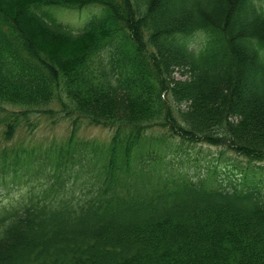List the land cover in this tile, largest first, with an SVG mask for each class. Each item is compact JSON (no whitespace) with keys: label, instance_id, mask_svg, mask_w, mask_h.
<instances>
[{"label":"trees","instance_id":"trees-1","mask_svg":"<svg viewBox=\"0 0 264 264\" xmlns=\"http://www.w3.org/2000/svg\"><path fill=\"white\" fill-rule=\"evenodd\" d=\"M56 105L64 144L0 147V187L27 188L0 208V264H264V0H0L4 139ZM196 145L240 180L166 173Z\"/></svg>","mask_w":264,"mask_h":264},{"label":"rangeland","instance_id":"rangeland-1","mask_svg":"<svg viewBox=\"0 0 264 264\" xmlns=\"http://www.w3.org/2000/svg\"><path fill=\"white\" fill-rule=\"evenodd\" d=\"M78 12L79 11H68L61 14L55 12V16L64 24L79 27L83 23L87 14L88 16H92L97 13L95 9H92L89 12H83L82 14H79ZM201 40V37H196L193 39V43L198 45L201 43ZM63 45V42L54 40L49 44L51 48H60ZM176 78L180 80L185 77H182L180 73H177ZM53 110L55 111V121L45 114H35L32 117V121L36 124V128L32 131L24 126L19 128L14 139L11 141L4 139V129L1 127L0 147H5L7 149L24 147L26 149H34L38 153L39 151L44 152L51 145L64 144L71 136L72 127L70 122L65 120L59 113L60 110L57 105ZM112 135V129L82 123L77 131L76 140L98 144H108ZM166 161V173H172L175 179H178L177 176L182 174L192 180H199L210 174L214 175L218 182L225 186H229L230 183L238 182L240 180L239 175H232L234 165H244L246 163L243 159L228 150L224 151L219 148L199 145H196L186 151L172 150L168 152ZM34 163H36V160H34ZM83 172H86V170ZM83 172H80L78 179H76L78 184H82L81 182H84L83 180H87L86 176H89L88 179L92 176V174L90 175L89 173ZM164 175L167 176L166 174ZM167 179L170 181L173 180L172 177ZM26 190L27 188L23 185L14 189L11 188L8 191L0 187V208L8 206L13 202L20 201Z\"/></svg>","mask_w":264,"mask_h":264}]
</instances>
